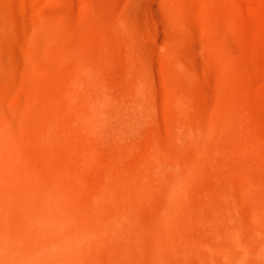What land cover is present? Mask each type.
<instances>
[{
  "label": "rangeland",
  "instance_id": "obj_1",
  "mask_svg": "<svg viewBox=\"0 0 264 264\" xmlns=\"http://www.w3.org/2000/svg\"><path fill=\"white\" fill-rule=\"evenodd\" d=\"M0 264H264V0H0Z\"/></svg>",
  "mask_w": 264,
  "mask_h": 264
}]
</instances>
